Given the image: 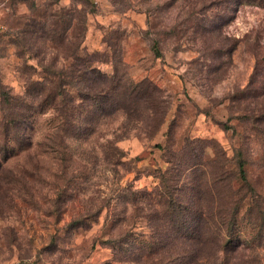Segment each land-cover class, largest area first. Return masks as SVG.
I'll list each match as a JSON object with an SVG mask.
<instances>
[{"label": "rangeland", "instance_id": "rangeland-1", "mask_svg": "<svg viewBox=\"0 0 264 264\" xmlns=\"http://www.w3.org/2000/svg\"><path fill=\"white\" fill-rule=\"evenodd\" d=\"M211 2L0 0V264H264V10Z\"/></svg>", "mask_w": 264, "mask_h": 264}, {"label": "trees", "instance_id": "trees-1", "mask_svg": "<svg viewBox=\"0 0 264 264\" xmlns=\"http://www.w3.org/2000/svg\"><path fill=\"white\" fill-rule=\"evenodd\" d=\"M213 2V1H212ZM210 0V3H212ZM236 3L240 4L242 2H250L261 7L264 10V0H235ZM255 55V73L259 69L264 70V47L259 51L254 53ZM258 73V72H257ZM254 82V81H253ZM252 83V82H251ZM36 92V93H35ZM33 93L34 98L38 101V112H41L44 106L46 105H54L57 103V99L64 95V86L61 84H55L52 79L46 80L43 83L42 87ZM28 95H32L27 91ZM23 103V102H21ZM25 110L20 109V105L14 104L13 108L16 109V112L13 114L7 115L3 113L0 116V175L2 176V161L7 160V158L11 155H15V151H21L28 147L29 140L25 133L27 119L31 116L27 113L28 108L27 104H24ZM244 161L239 160L238 169L239 176L242 182H246V176L244 171ZM255 203H257L255 201ZM235 215V211H234ZM232 219L233 216H232ZM226 227V226H225ZM213 230H217L212 228V226L206 227L202 229L198 234L206 233L209 234ZM220 231V230H219ZM218 231V232H219Z\"/></svg>", "mask_w": 264, "mask_h": 264}, {"label": "built area", "instance_id": "built-area-1", "mask_svg": "<svg viewBox=\"0 0 264 264\" xmlns=\"http://www.w3.org/2000/svg\"><path fill=\"white\" fill-rule=\"evenodd\" d=\"M90 1L95 2L96 0H90Z\"/></svg>", "mask_w": 264, "mask_h": 264}, {"label": "crops", "instance_id": "crops-1", "mask_svg": "<svg viewBox=\"0 0 264 264\" xmlns=\"http://www.w3.org/2000/svg\"><path fill=\"white\" fill-rule=\"evenodd\" d=\"M97 2H100V0H96Z\"/></svg>", "mask_w": 264, "mask_h": 264}]
</instances>
